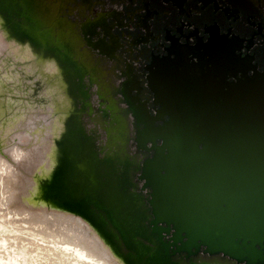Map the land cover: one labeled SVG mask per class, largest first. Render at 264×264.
<instances>
[{
  "label": "water",
  "instance_id": "water-1",
  "mask_svg": "<svg viewBox=\"0 0 264 264\" xmlns=\"http://www.w3.org/2000/svg\"><path fill=\"white\" fill-rule=\"evenodd\" d=\"M81 56L49 0H0V231L66 239L108 264H264V75L231 96L229 141L221 123L199 142L245 154L230 199L246 217L225 222L211 217L223 195L196 180L191 94L168 110L167 154L138 189L118 136L96 145L84 129Z\"/></svg>",
  "mask_w": 264,
  "mask_h": 264
},
{
  "label": "flooded vegetation",
  "instance_id": "flooded-vegetation-1",
  "mask_svg": "<svg viewBox=\"0 0 264 264\" xmlns=\"http://www.w3.org/2000/svg\"><path fill=\"white\" fill-rule=\"evenodd\" d=\"M49 4L78 39L88 95L83 126L96 145L117 135L140 189L145 183L139 179L142 169L167 154L163 144L169 137L163 129L171 121L168 110L190 93L196 180L223 195L212 206L211 217L243 221L244 203L231 201L230 194L237 183L240 196L244 188V152L241 147L230 151L228 144L223 151L204 152L199 142L220 137L213 127L221 123L226 125L221 136L229 141L230 108L235 107L231 96L241 94L247 83L258 84V74L264 75V0ZM221 107L226 113L215 110Z\"/></svg>",
  "mask_w": 264,
  "mask_h": 264
},
{
  "label": "bare ground",
  "instance_id": "bare-ground-1",
  "mask_svg": "<svg viewBox=\"0 0 264 264\" xmlns=\"http://www.w3.org/2000/svg\"><path fill=\"white\" fill-rule=\"evenodd\" d=\"M212 185L215 184L212 183ZM16 240H19L17 236L14 237L11 235H0V251H3L6 248L8 252L7 256L9 259H11L10 261L7 257L0 256V264H108L102 260H99L98 258H95L90 253L86 251L84 252L80 247L72 244L66 239H49L27 236V239L25 240L31 241V244H25L23 246L21 243L20 245L18 243L16 244ZM35 242H39L41 245L39 246V244H36ZM31 245L34 246V249H32Z\"/></svg>",
  "mask_w": 264,
  "mask_h": 264
},
{
  "label": "rangeland",
  "instance_id": "rangeland-1",
  "mask_svg": "<svg viewBox=\"0 0 264 264\" xmlns=\"http://www.w3.org/2000/svg\"><path fill=\"white\" fill-rule=\"evenodd\" d=\"M0 235H11V236H17V238L19 239V240H16V241H18V242H16L15 241V243L17 244H19L20 245V243H21V245L23 246V245H25V244H27V245H30L31 244V241H28V240H25V239H27V236H25V235H15V234H7L6 232H1L0 231ZM20 238H19V237ZM25 238V239H24ZM22 241V242H21ZM24 241V242H23ZM25 241H26V243H25ZM36 244H39V246L41 245L39 242H35ZM31 247H32V249H34V246L33 245H31ZM7 249L5 248L3 251H0V256H4V257H7L8 258V256H7ZM8 260H10L11 261V259H9L8 258Z\"/></svg>",
  "mask_w": 264,
  "mask_h": 264
}]
</instances>
